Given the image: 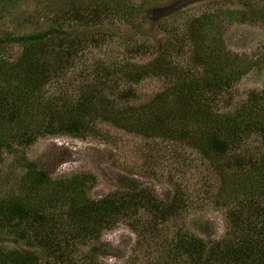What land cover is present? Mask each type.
Segmentation results:
<instances>
[{
  "label": "trees",
  "instance_id": "trees-1",
  "mask_svg": "<svg viewBox=\"0 0 264 264\" xmlns=\"http://www.w3.org/2000/svg\"><path fill=\"white\" fill-rule=\"evenodd\" d=\"M69 3L45 29L7 37L22 50L14 61L0 60V148L29 146L46 135L82 138L95 133V121L186 144L208 160L219 178L215 199L227 206V228L219 239H211L205 224L203 238L176 230L157 252L143 253L144 264H264V91L251 93L233 112H217L213 104L247 73L249 60L228 51L214 16L201 15L184 28L188 66L171 65L167 52L174 45L168 41L146 64L121 67L133 82L146 76L175 79L147 102L117 108L98 70L82 80L77 97L68 98L63 90L49 95L46 88L58 84L78 51L103 41L96 31L102 20L133 21L138 11L131 0ZM68 15L74 24L67 23ZM253 136L259 147L249 151L245 143ZM25 167L17 190L0 200V236L14 244L0 245V264H97L104 230L121 221L141 224L126 210L149 207L154 223L179 218L178 199L159 202L146 188L91 199V175L54 179L40 166Z\"/></svg>",
  "mask_w": 264,
  "mask_h": 264
},
{
  "label": "rangeland",
  "instance_id": "rangeland-1",
  "mask_svg": "<svg viewBox=\"0 0 264 264\" xmlns=\"http://www.w3.org/2000/svg\"><path fill=\"white\" fill-rule=\"evenodd\" d=\"M131 1L138 7L136 18L125 21L109 16L102 20L96 31L105 36L103 41L80 49L75 64L57 85L46 88L47 94L63 90L68 98L77 97L82 80L98 70L99 76L108 80L105 91L117 108L145 103L172 86L175 79L146 76L133 82L123 76L121 67L146 64L168 41L174 45L167 52L171 65L188 66L190 45L184 28L192 18L209 14L218 21L228 51L250 62L247 73L223 101L213 103L214 109L233 112L251 93L264 91V0ZM69 7V0H0V60L14 61L22 50L7 37L43 30L58 12ZM67 23L74 24L69 15ZM94 126L95 133L82 138L46 135L29 146L0 148V200L17 190L28 164L44 168L54 179L93 176L88 190L91 199L123 193L128 187L146 188L159 202L178 199L179 218L168 223H154L149 207L126 210L127 217L141 224L121 221L104 230L99 239L104 253L94 256L97 264H144L143 253L157 252L176 230L202 237L200 228L205 224L211 239L223 236L227 206L215 199L219 178L196 149L165 138L143 137L106 122L95 121ZM245 146L254 151L259 147L258 138L251 137ZM148 230L155 237L150 238ZM0 245L14 244L0 236Z\"/></svg>",
  "mask_w": 264,
  "mask_h": 264
}]
</instances>
